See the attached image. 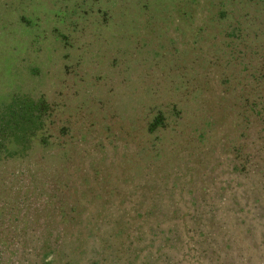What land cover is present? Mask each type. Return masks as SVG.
I'll list each match as a JSON object with an SVG mask.
<instances>
[{"label":"rangeland","instance_id":"rangeland-1","mask_svg":"<svg viewBox=\"0 0 264 264\" xmlns=\"http://www.w3.org/2000/svg\"><path fill=\"white\" fill-rule=\"evenodd\" d=\"M27 94L0 264H264V0H0V111Z\"/></svg>","mask_w":264,"mask_h":264},{"label":"trees","instance_id":"trees-1","mask_svg":"<svg viewBox=\"0 0 264 264\" xmlns=\"http://www.w3.org/2000/svg\"><path fill=\"white\" fill-rule=\"evenodd\" d=\"M50 104L45 97L16 96L0 111V161L25 156L37 140L48 143L43 135L47 125ZM156 124L162 123L157 117Z\"/></svg>","mask_w":264,"mask_h":264}]
</instances>
